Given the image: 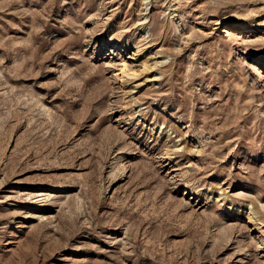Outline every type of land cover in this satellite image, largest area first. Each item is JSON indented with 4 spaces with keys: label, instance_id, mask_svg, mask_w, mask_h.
<instances>
[{
    "label": "rangeland",
    "instance_id": "374dc122",
    "mask_svg": "<svg viewBox=\"0 0 264 264\" xmlns=\"http://www.w3.org/2000/svg\"><path fill=\"white\" fill-rule=\"evenodd\" d=\"M149 1L0 0V264H264V0Z\"/></svg>",
    "mask_w": 264,
    "mask_h": 264
},
{
    "label": "bare ground",
    "instance_id": "6f19581e",
    "mask_svg": "<svg viewBox=\"0 0 264 264\" xmlns=\"http://www.w3.org/2000/svg\"><path fill=\"white\" fill-rule=\"evenodd\" d=\"M145 2H144V4H145V7L148 9V7H149V4H150V1L149 0H144ZM145 18H147V15L145 16ZM125 73L123 72V77H125V75H124ZM122 79V78H121ZM124 80V79H123ZM249 212H250V214H251V216L252 215H254V212H252V209L251 210H249ZM264 222V221H263Z\"/></svg>",
    "mask_w": 264,
    "mask_h": 264
}]
</instances>
